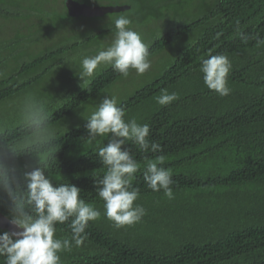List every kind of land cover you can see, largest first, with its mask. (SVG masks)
Returning <instances> with one entry per match:
<instances>
[{
  "label": "trees",
  "instance_id": "16d2710c",
  "mask_svg": "<svg viewBox=\"0 0 264 264\" xmlns=\"http://www.w3.org/2000/svg\"><path fill=\"white\" fill-rule=\"evenodd\" d=\"M130 1V8L121 12L138 11L142 20H159L177 0ZM62 4L64 10L57 19L66 18L75 25L83 18L70 17L65 0ZM36 10L21 0H0V19L16 25L26 23ZM35 19L36 27H31L35 33L23 37L19 27L23 35L11 33L6 44L1 42L0 102L28 90L49 65L60 64L65 53L84 42L80 40L84 35L77 33L36 54L30 55L27 46L25 59L15 55L8 66L5 52L36 35L47 22L42 15ZM108 29L115 27L87 33L86 40ZM238 29L248 36L247 41L237 35ZM184 37L193 39L169 66L119 103L125 109L124 119L148 124V139L162 147L160 153H145L131 141L122 146L141 165L133 181L140 192L134 204L146 209L140 222L116 228L105 216L94 181L106 172L96 153L109 137L98 136L90 142L84 121L32 141L36 134L73 119L123 77L112 67L41 119L0 133L1 213L12 218V197H26L25 173L38 166L45 169L53 186L69 183L80 188V198L101 213L98 220L89 221L82 246L73 244L71 251L59 253L61 264H264V43H258L264 41V0H215L202 14L187 17L156 38L149 46V57ZM32 39L25 43L38 41ZM209 54H224L231 61L229 95L220 96L204 82L201 61ZM162 89L176 92L179 98L168 105L158 104L155 97ZM161 154L165 162L160 166L172 173L173 199L163 190H151L143 179L145 157L155 159ZM70 223L71 219L57 223L55 237L71 239ZM5 259L0 256V264Z\"/></svg>",
  "mask_w": 264,
  "mask_h": 264
},
{
  "label": "clouds",
  "instance_id": "9594fccd",
  "mask_svg": "<svg viewBox=\"0 0 264 264\" xmlns=\"http://www.w3.org/2000/svg\"><path fill=\"white\" fill-rule=\"evenodd\" d=\"M131 24L132 20L127 16L115 19L113 42L106 48L101 47L94 56H85L80 61L81 71L77 75L81 81L90 83L101 65L112 67L124 77L128 76L130 69H135L137 74L149 70V46L140 33L130 27ZM237 35L243 41L248 39L239 29ZM258 43L264 41L258 40ZM231 68V61L224 54H209V58L201 61L206 86L220 96L230 94L228 74ZM178 98L176 92L169 93L167 89H162L155 100L163 106ZM125 114L116 96H104L86 118L85 125L90 142L98 136L109 137L108 143L99 147L96 153L106 166V172L94 183L99 186L98 195L104 201L105 216L116 228L134 225L146 215L143 206L134 204L140 192L139 188L133 187V181L141 165L133 158L130 149L122 146L131 141L145 153L162 152L159 143L148 139L149 125L138 124L135 118L126 121ZM145 160L143 179L148 187L153 191L163 190L168 199H173L172 173L160 166L164 164L165 156L157 155L155 159L145 157ZM25 178L26 197H12L13 215L10 220L22 230L0 233V256L6 257L5 264H61L59 253L71 251L73 244L82 246L87 239L85 229L89 221L98 220L101 213L93 204L80 198V188L77 186L69 183L53 186L41 166L26 172ZM25 204L35 215L25 209ZM70 219L71 239L56 238V224Z\"/></svg>",
  "mask_w": 264,
  "mask_h": 264
},
{
  "label": "rangeland",
  "instance_id": "374dc122",
  "mask_svg": "<svg viewBox=\"0 0 264 264\" xmlns=\"http://www.w3.org/2000/svg\"><path fill=\"white\" fill-rule=\"evenodd\" d=\"M21 1H24L25 4L33 5L37 9V12L32 14L34 18H30L26 23L25 21H21L22 24L19 23V25H16L11 20L0 19V47L2 46L1 42L6 44L10 39L11 33L14 34L16 32L19 33V35L24 34L23 37H26V34L30 32L31 34L35 33V29L31 28L34 27L33 23L36 21L35 18H40L42 15L45 16L47 22L43 25L41 24V27H38V33L36 35H30V38L24 39L19 46H16V50L11 48V51L5 52L6 56L9 58L6 60L8 66L13 64L15 55L20 57L19 60L25 59L28 55L26 54L28 52L25 50L27 46L31 47L29 49L30 55L36 54L46 45L56 44L59 39H63L66 35L77 33L84 35V37H80V40H84V42L79 44V47L74 50L65 53L63 61L60 64L53 66L49 65L50 68H48V70L41 75V78L37 80L33 86L28 88V90L6 97L0 102V133H4L13 127L23 126L31 121L41 119V117L52 111L53 107H56L59 102L68 100L75 91H79L87 85V83L81 81L77 75V73L81 71L80 61L85 56H94L101 47L106 48L109 46L115 39L116 30L108 29L107 31L100 32L103 34L86 40V38H88L86 37L87 33L97 32L106 27L114 28L115 19L123 15L132 20L130 27L139 32L144 42L150 46L156 38L160 37L174 25L184 23L187 17L202 14L206 7L213 4L215 0H177L169 9L164 10L163 17L159 20L152 18L142 20V14L132 10L118 14H108L103 17L92 19L83 17L80 18V21L75 25L70 24L66 18L57 19V14L64 10L62 0H51L50 2L49 0ZM76 1L88 4L106 5L131 4L130 0ZM23 23H25V26H22ZM16 27L17 29L19 27L21 30L23 29V34L20 32V29L16 30ZM34 37H36L38 41L35 42V44L27 45V43H29L27 41H34V39H32ZM191 39H193V37H184L180 39V41L167 46L159 53L149 57L151 67L148 71L143 74H137L135 69L130 70L127 77L123 76L116 80L111 86L88 102L81 112L75 114L73 119H69L59 126L50 127L36 134L32 138V141L42 140L67 127H72L74 124L87 121L86 118L96 109L104 96H116L119 99V103L130 97L144 85L160 75L169 66L171 61L180 54L181 50L184 49V46L187 45ZM107 68L108 67L101 65L97 74Z\"/></svg>",
  "mask_w": 264,
  "mask_h": 264
},
{
  "label": "water",
  "instance_id": "95a60500",
  "mask_svg": "<svg viewBox=\"0 0 264 264\" xmlns=\"http://www.w3.org/2000/svg\"><path fill=\"white\" fill-rule=\"evenodd\" d=\"M65 8L70 17H101L108 13H116L127 10L130 5H106V4H88L76 0H65ZM10 218L0 212V230L3 232L20 231L15 225L10 223Z\"/></svg>",
  "mask_w": 264,
  "mask_h": 264
}]
</instances>
